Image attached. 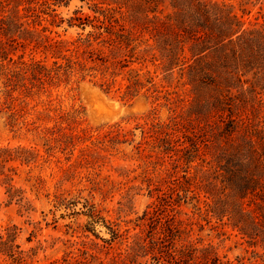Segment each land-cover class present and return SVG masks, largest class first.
Wrapping results in <instances>:
<instances>
[{
	"label": "trees",
	"instance_id": "trees-1",
	"mask_svg": "<svg viewBox=\"0 0 264 264\" xmlns=\"http://www.w3.org/2000/svg\"><path fill=\"white\" fill-rule=\"evenodd\" d=\"M92 1V16L75 10L65 19L58 10L71 0H0V79L6 101H13L14 92L49 97L62 84L88 78L126 103L142 94L168 109L160 121L154 107L136 127L135 144V133L117 126L102 137L104 146L127 143L146 152V163L161 173L149 190L155 202L137 219L143 231L114 252L111 264H141L148 256L150 264H163L159 253L178 264H227L213 246L191 239L194 225L204 228L200 221L218 235L228 228L249 247L264 250V23L246 27L231 4L218 0ZM45 22L56 28L66 24L76 36L50 37ZM27 50L45 57L25 61ZM80 114L58 112L54 125L41 130L44 145L82 142L86 130L78 129ZM35 157L23 148H0L8 204L15 201L25 212L31 211L30 202L11 184L14 168L7 165ZM182 207L199 217L182 218ZM85 215L88 225L100 219L93 208ZM105 226L110 238L99 246L111 250L125 234L114 223ZM17 236L15 225L3 229L0 258L26 264L34 251H22ZM89 258L84 251L80 258L51 264H91Z\"/></svg>",
	"mask_w": 264,
	"mask_h": 264
},
{
	"label": "rangeland",
	"instance_id": "rangeland-1",
	"mask_svg": "<svg viewBox=\"0 0 264 264\" xmlns=\"http://www.w3.org/2000/svg\"><path fill=\"white\" fill-rule=\"evenodd\" d=\"M218 1L231 4L246 27L264 23V0H250L249 4L241 0ZM93 3L92 0H71L69 6L59 9L58 13L65 19L75 10H80L82 16H92L89 7ZM43 25L48 26L50 32L46 35L50 37L58 34L62 39H73L77 33L66 24L59 28L50 27L46 22ZM32 57L41 60L45 56L39 52L30 54L27 50L24 60ZM49 57L48 64L51 63ZM157 74L160 78L159 71ZM4 90L3 79H0V148H23L36 157L28 164L16 160L7 165L14 168L11 184L23 192V202H30L31 211L25 212L15 201L8 204L7 186L0 182V233L13 225L18 228L16 244L22 251H34L26 264L60 263L66 256L80 258L84 251L93 256L89 258L91 264H111L114 252L123 250L133 236L143 231L144 226L141 222L137 226V219L155 202L156 194L150 197L149 190L161 173L146 163V152L138 153L127 143L104 146L102 137L117 126L124 132H134L135 144L140 140L136 127L144 124L154 107L160 121L167 119L168 109L156 107L151 97L142 94L126 103L118 94H105L88 78L79 83L62 84L53 89L49 97L44 94L24 98L20 92H14L13 101H6ZM74 109L81 112L78 129L86 130L85 139L76 142L74 147L59 145L53 140L50 147L45 146L41 130L54 125L53 117L58 112ZM89 208L100 217L93 225H88L85 215ZM182 210L186 214L182 218L199 217L191 208L182 207ZM107 223H114L119 233L125 234L111 250L99 246L103 244L102 239L110 238ZM200 223L204 228L199 231L194 225L191 239L213 246L224 263L263 264L261 248L249 247L228 228L223 230L224 235H218L205 222ZM149 258L139 259V262L153 263ZM157 261L178 264L165 253H159ZM0 264L9 263L0 258Z\"/></svg>",
	"mask_w": 264,
	"mask_h": 264
}]
</instances>
